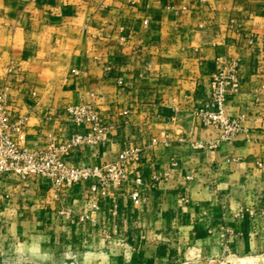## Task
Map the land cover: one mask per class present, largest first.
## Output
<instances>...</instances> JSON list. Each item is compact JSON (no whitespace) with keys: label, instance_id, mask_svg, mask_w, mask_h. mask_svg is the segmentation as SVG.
Wrapping results in <instances>:
<instances>
[{"label":"crops","instance_id":"crops-1","mask_svg":"<svg viewBox=\"0 0 264 264\" xmlns=\"http://www.w3.org/2000/svg\"><path fill=\"white\" fill-rule=\"evenodd\" d=\"M233 61L242 93L228 100L227 113L242 117L244 130L214 149L179 143L180 136L216 139L193 111L214 74ZM4 84L17 111L30 114L21 139L31 148L64 128L61 109L94 100L114 129L99 148L75 151L76 165L113 161L125 147L150 145L163 128L171 142L145 160L149 178L169 175L145 191L134 226L113 241L60 214L86 212V188L57 199L40 179L7 175L0 261L46 264L76 253L98 264H134L140 256L167 264L173 246L224 250L242 261L264 257V170L256 165L264 157V89L255 93L264 84V0H0Z\"/></svg>","mask_w":264,"mask_h":264},{"label":"built area","instance_id":"built-area-1","mask_svg":"<svg viewBox=\"0 0 264 264\" xmlns=\"http://www.w3.org/2000/svg\"><path fill=\"white\" fill-rule=\"evenodd\" d=\"M254 42L252 37L250 43L253 49ZM123 83L120 78L119 84ZM241 85L238 62L223 64L213 76L211 92L204 104L193 111L202 127L216 130V139L203 142L180 136L177 141L189 144L194 150H208L234 139L244 127L242 117L228 115L227 104L231 97L242 93ZM262 89L264 84L256 88V95ZM10 90L8 84L0 88V180L9 174L23 181L40 179L53 189L57 199L66 191L84 187L88 203L86 212L74 213L63 208L60 214L87 229L97 230L106 241L127 234L138 218L136 209L146 199L145 191L157 190L158 182L169 175L166 171L149 178L145 166L147 155L154 147L171 142L168 131L161 129L145 147L123 148L113 161L76 165L72 162L75 151L99 148L107 142L108 134L114 129L112 123L103 120L94 100H82L61 109L59 115L65 121L64 128L51 130L43 147L31 148L21 139L29 126L30 114L17 111ZM33 96H36L35 92ZM16 112L18 116L13 118ZM170 120L175 122L176 115ZM256 165L264 170V157L258 159ZM186 178L192 180L193 177L187 175Z\"/></svg>","mask_w":264,"mask_h":264},{"label":"rangeland","instance_id":"rangeland-1","mask_svg":"<svg viewBox=\"0 0 264 264\" xmlns=\"http://www.w3.org/2000/svg\"><path fill=\"white\" fill-rule=\"evenodd\" d=\"M174 237H171L173 241ZM82 250V249H81ZM80 250V251H81ZM83 251V250H82ZM76 252V250L74 251ZM169 262L167 264H264V257H258V259H252L248 261H242L237 256H232L230 253H225L224 250H206L204 252L194 251L191 247H170L169 249ZM93 258V257H92ZM88 256L76 257V253L70 254L66 259L58 260L55 263L46 264H98L97 258L95 260H89ZM0 264H37L34 262H23L22 258H15L10 262L0 261ZM101 264H118L113 263L112 260H106ZM134 264H154L148 261V257H139Z\"/></svg>","mask_w":264,"mask_h":264}]
</instances>
